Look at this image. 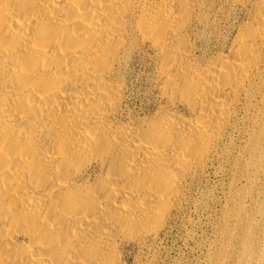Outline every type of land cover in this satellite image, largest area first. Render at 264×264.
I'll return each instance as SVG.
<instances>
[{"label": "bare ground", "instance_id": "1", "mask_svg": "<svg viewBox=\"0 0 264 264\" xmlns=\"http://www.w3.org/2000/svg\"><path fill=\"white\" fill-rule=\"evenodd\" d=\"M237 11L198 56L193 41ZM138 44L158 66L154 114L128 104ZM241 112L256 119L244 133L258 171L264 0H0V264H131L128 248L156 264ZM251 238L262 247L264 224Z\"/></svg>", "mask_w": 264, "mask_h": 264}, {"label": "rangeland", "instance_id": "2", "mask_svg": "<svg viewBox=\"0 0 264 264\" xmlns=\"http://www.w3.org/2000/svg\"><path fill=\"white\" fill-rule=\"evenodd\" d=\"M228 15L220 28L210 26L207 37L193 41L198 56L216 52L218 31L227 37L233 26L245 20L238 11ZM122 76L129 106L154 114L162 99L157 62L147 46H136ZM239 118L237 129L221 143L187 202L174 211L160 238L156 264H264V244L258 248L251 238L264 224L258 213L264 204V165L257 171L249 163V136L244 132L256 126V119L244 112ZM250 250L259 254L257 262L248 256ZM136 253L127 250L131 264Z\"/></svg>", "mask_w": 264, "mask_h": 264}]
</instances>
